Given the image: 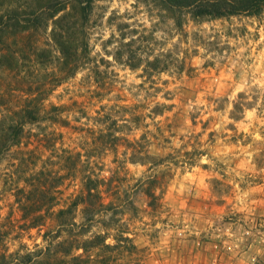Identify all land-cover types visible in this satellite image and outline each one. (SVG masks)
I'll return each instance as SVG.
<instances>
[{"label":"rangeland","instance_id":"obj_1","mask_svg":"<svg viewBox=\"0 0 264 264\" xmlns=\"http://www.w3.org/2000/svg\"><path fill=\"white\" fill-rule=\"evenodd\" d=\"M179 15L182 28L159 0H96L87 56L72 75L57 83V64L0 74V111L18 105L29 86L51 85L43 119L0 156V243L7 245L0 263L27 264L28 251L43 256L53 224L48 196L44 226L29 228L15 194L43 185L46 192L61 173V204L92 175L105 177L120 195L115 203L127 206L116 218L113 210L100 214L86 237L121 218L135 251L90 250L82 264H264V10ZM50 31L24 42L57 54ZM130 40L145 56L169 55L170 69L148 77L144 65L129 67Z\"/></svg>","mask_w":264,"mask_h":264},{"label":"trees","instance_id":"obj_2","mask_svg":"<svg viewBox=\"0 0 264 264\" xmlns=\"http://www.w3.org/2000/svg\"><path fill=\"white\" fill-rule=\"evenodd\" d=\"M96 0H0V74L12 70H21L28 65L45 68L50 64L60 65L62 74L55 77L56 82L72 75L84 56H87L89 47L86 24L90 20ZM166 12L178 14L176 25L182 28L184 21L179 12L186 11L192 18H222L237 14L259 15L264 10V0H159ZM51 28L50 37L55 43L57 54L51 49L41 45L40 42L25 44L35 32ZM134 40L127 41L128 46L125 63L131 68L144 65L145 75L148 77L155 72H164L171 67L169 55L160 53L145 56L142 51L132 49ZM121 55V52H119ZM122 59V57H117ZM57 64V65H56ZM55 70V69H53ZM55 72V71H53ZM34 88V89H33ZM51 90V85L34 87L29 86L26 93L18 99L19 104L0 111V156L22 142L25 126L43 119L46 110L44 101ZM53 108H56L54 106ZM57 109V108H56ZM127 121V119H125ZM117 124V122H116ZM120 127V125H119ZM120 138V136H119ZM145 138V137H144ZM135 143H139L137 140ZM141 155L150 158L148 152ZM135 159L129 157L134 163H149L157 166L160 160ZM54 181L49 190L38 186L35 194L21 187L15 194L23 215L29 218V228H41L43 221V197L48 196V209L53 220L52 227L43 234L46 246L43 256L37 257L31 251L21 255L27 264H82L84 254L90 250L101 248H121L125 252H134L135 244L129 236L128 227L121 223V218L105 223L104 229L86 237L91 226L96 223L100 214L110 212L114 214L125 213L126 203H115L119 193L115 187H108L105 177L88 176L82 189L71 196L69 202L61 204L60 195L65 174L53 176ZM46 180H50L47 177ZM47 181V182H48ZM109 190V191H107ZM46 193V194H45ZM105 193L110 196L106 201ZM147 195L156 197L152 190ZM113 198V199H111ZM119 210V211H118ZM30 211V212H28ZM79 212L83 218L78 219ZM90 214L85 217L84 214ZM29 214V215H28ZM40 219V221L38 220ZM111 238L113 243L107 240ZM3 241L0 248L6 247ZM80 250L82 252L78 253ZM6 250L0 249V260L6 259ZM49 252L50 255L44 256ZM20 255V252H16ZM2 264V263H0ZM5 264V263H3Z\"/></svg>","mask_w":264,"mask_h":264}]
</instances>
